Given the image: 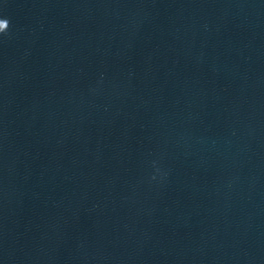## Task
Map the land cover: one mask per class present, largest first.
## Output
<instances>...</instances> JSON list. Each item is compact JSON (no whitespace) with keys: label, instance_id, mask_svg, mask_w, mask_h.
<instances>
[{"label":"water","instance_id":"water-1","mask_svg":"<svg viewBox=\"0 0 264 264\" xmlns=\"http://www.w3.org/2000/svg\"><path fill=\"white\" fill-rule=\"evenodd\" d=\"M0 17V264H264V0Z\"/></svg>","mask_w":264,"mask_h":264},{"label":"snow or ice","instance_id":"snow-or-ice-1","mask_svg":"<svg viewBox=\"0 0 264 264\" xmlns=\"http://www.w3.org/2000/svg\"><path fill=\"white\" fill-rule=\"evenodd\" d=\"M6 24L4 21V18L0 17V33H3L4 31H6Z\"/></svg>","mask_w":264,"mask_h":264}]
</instances>
